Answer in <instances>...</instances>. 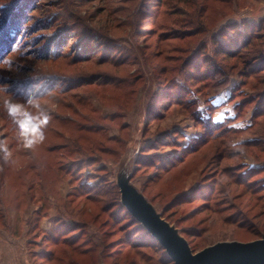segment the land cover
<instances>
[{
    "label": "rangeland",
    "instance_id": "obj_1",
    "mask_svg": "<svg viewBox=\"0 0 264 264\" xmlns=\"http://www.w3.org/2000/svg\"><path fill=\"white\" fill-rule=\"evenodd\" d=\"M34 1L17 52L0 57V138L15 161L0 170V264H141L127 244L141 230L117 185L131 174L195 252L262 239L264 192L253 191L264 183V0H40L29 9ZM244 27L254 36L240 50L231 43ZM81 46L93 62H74ZM230 46L237 58L223 53ZM59 50L64 57L47 59ZM33 92L52 120L30 151L17 148L2 104ZM238 138L242 153L229 147Z\"/></svg>",
    "mask_w": 264,
    "mask_h": 264
},
{
    "label": "water",
    "instance_id": "obj_2",
    "mask_svg": "<svg viewBox=\"0 0 264 264\" xmlns=\"http://www.w3.org/2000/svg\"><path fill=\"white\" fill-rule=\"evenodd\" d=\"M132 176L118 180L121 205L158 242L173 264H264V237L251 242H217L194 252L180 230L130 185Z\"/></svg>",
    "mask_w": 264,
    "mask_h": 264
},
{
    "label": "trees",
    "instance_id": "obj_3",
    "mask_svg": "<svg viewBox=\"0 0 264 264\" xmlns=\"http://www.w3.org/2000/svg\"><path fill=\"white\" fill-rule=\"evenodd\" d=\"M28 0H10V2H6V4L4 6H0V51L3 49H5V54L3 56V54L0 56L1 60L4 59L5 57H7L8 55H12L14 53H16L18 48V44H17V39L18 37L23 35V30L19 23L21 22V19L24 20V14L22 13L23 10L26 8L27 9V2ZM40 0H35L34 3L30 6L29 9L31 8H35L36 6V2H38ZM68 0H62L61 4L63 2H67ZM26 3V4H25ZM51 6L53 8H55V4L52 3ZM36 10V9H35ZM59 17H61L59 15ZM25 21V20H24ZM47 22H49V20H47ZM52 21L49 22L48 25H44V29L45 31H52L54 24L51 23ZM23 31V32H22ZM22 32V35H21ZM249 28L248 27H244L243 32H241L239 29L234 31V34L236 35L235 37H237L236 41H233L231 44L237 49H242L244 50L245 48H247L248 46L252 45V41L251 38L254 35H251L249 33ZM6 46V48H4ZM46 46H49L50 51L53 48H57V45L55 43L54 40L50 41L47 43ZM236 49V50H237ZM227 51H223L224 54H228V55H232L234 57H238L240 55L237 54L231 49V46L226 49ZM91 51V49L86 46L83 47L81 46L79 51H77L78 56H76L74 58V62L75 63H88V62H93L94 57L91 56V53L88 54V52ZM57 52V51H56ZM63 52H61L60 50L58 51V53H55V55H53V57H47V59H59L64 57L65 54H62ZM88 54V55H87ZM50 56V55H48ZM141 156L138 157L137 160V166L135 171H137L141 166ZM252 169V168H251ZM254 172H253V171ZM251 171L245 172L240 174L239 176L241 177H248L250 172H253L254 175L260 173L262 171L261 170H256V169H252ZM251 173V174H253ZM248 174V175H247ZM250 174V175H251ZM240 177V178H241ZM241 180L239 179V182ZM255 185V190L253 191L254 195L259 193L260 191L264 192V183H259L258 181H256ZM186 193H182L181 195L177 196L176 199L173 201L174 203L176 202V200L182 198L183 196H185ZM121 205V204H120ZM173 206V205H171ZM206 209L208 210L209 208L212 209V207H209L208 205H205ZM121 208L125 210L126 214L132 219L133 224H135V226L138 228V230H141V232L139 234L136 235V237L132 240L127 241L128 246L130 247V255H136V257H138V259L141 261V264H173V262L169 259V257L167 256L165 250L158 244V242L156 240H154L150 234L147 233V231L137 222L134 220V218L127 212V210L125 209V207H123L121 205ZM164 217L171 221L169 217L166 216L165 212H163ZM132 226V225H130ZM240 226L244 227L245 223H241ZM264 226V223H263ZM264 230V229H263ZM59 231V230H57ZM190 244V243H189ZM191 246V244H190ZM192 250L195 252V249L191 246ZM144 250L150 251L152 252L155 256L157 255V257H152V258H147V260L144 258L143 252ZM131 258V259H130ZM133 256L130 257H126V259H124V264H136L135 261H132Z\"/></svg>",
    "mask_w": 264,
    "mask_h": 264
},
{
    "label": "clouds",
    "instance_id": "obj_4",
    "mask_svg": "<svg viewBox=\"0 0 264 264\" xmlns=\"http://www.w3.org/2000/svg\"><path fill=\"white\" fill-rule=\"evenodd\" d=\"M7 89L0 87V95H7ZM50 95V92L45 93ZM39 92H33L23 102L15 97L8 96L3 100L2 108L7 114L16 133L17 148L35 151L46 140V129L52 120L50 111L42 105ZM243 123L237 125L244 128ZM230 149L234 153H242L244 141L242 138L230 142ZM14 153L5 138H0V170L3 166L11 165L14 161Z\"/></svg>",
    "mask_w": 264,
    "mask_h": 264
}]
</instances>
